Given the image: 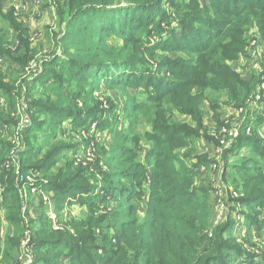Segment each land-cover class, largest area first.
Listing matches in <instances>:
<instances>
[{"label":"trees","instance_id":"obj_1","mask_svg":"<svg viewBox=\"0 0 264 264\" xmlns=\"http://www.w3.org/2000/svg\"><path fill=\"white\" fill-rule=\"evenodd\" d=\"M165 1L51 0L61 35L48 58H39L33 50L29 28L18 24L13 14L4 16L14 32L0 38V61L15 64L19 74L33 64L36 71H44L33 84L43 78L47 82L43 91L31 84L19 96L31 118L20 132V146L14 137L0 135V209L7 211L6 221L14 229L4 241L3 264H63V259L68 264H226L230 252L241 257L244 250L227 234L234 224L228 221L212 228L209 192L197 188L199 169L210 163L195 155L202 138L227 159L231 172L225 171L224 180L234 184L231 204L249 207L243 217L264 230L259 215H264V163L250 164L237 157L248 142L257 145L255 151L264 161V142L257 133L247 134L255 129L252 125L264 123V115L254 118L247 111L237 142L225 149L222 141L232 125L215 118L217 128L208 129L204 116L213 111L201 109L206 102L212 105L210 92L227 94L237 109L245 107L252 95L264 100L263 80L247 83L230 67L250 29L258 27L264 33V0H207L211 6L206 12L184 3V17L176 19L181 37L174 36L175 20L171 22L169 12L162 10ZM160 52L164 57L157 58ZM171 52L189 57L186 62L172 60L166 56ZM153 61L162 68L156 69ZM169 68L175 72L163 76ZM5 76L0 75V96L12 107L14 85L6 83ZM101 82L128 95L124 111L131 132L113 135L110 150L96 144L105 156L85 163L67 157L73 146L58 140V133L68 120L74 126L95 124L100 133L111 127L109 120L117 121L118 108L102 99ZM143 85L147 91L138 101L131 100L128 88ZM195 98L199 107L193 111L188 107ZM157 109L160 114H155ZM41 113L48 116L44 119ZM176 113L195 114L197 128L176 123ZM0 124L17 127L10 111L0 117ZM142 125L149 128L141 131ZM16 148L23 181L14 170L3 168ZM233 154L236 160L230 158ZM59 163L64 166L57 168ZM23 185L30 192L34 185L54 195L58 213L65 207H87V217L54 221L43 211L29 227ZM37 196L44 205V197ZM143 199L147 208L140 217L136 201Z\"/></svg>","mask_w":264,"mask_h":264},{"label":"rangeland","instance_id":"obj_2","mask_svg":"<svg viewBox=\"0 0 264 264\" xmlns=\"http://www.w3.org/2000/svg\"><path fill=\"white\" fill-rule=\"evenodd\" d=\"M184 3L192 4L202 12H206L211 6L209 5V2L207 0L165 1L162 10L165 12H169V20L171 22L172 19L175 20L173 22L174 26H172V28H175L173 32L176 31V34L174 33V36L176 35L177 37L182 36L179 28V23H177L176 19L184 17V15L182 14L185 8ZM0 12H2V14H0V38L2 36L9 37L13 34L14 31L8 28L9 26L13 25L12 22L6 21L4 17L13 14L18 24L22 23L24 27L29 28L30 38L33 45L32 48L33 50H36L37 53H39V58H42L44 56L48 58L49 55H51L56 50L55 42L61 35V31L55 8L53 7L51 0H0ZM164 24H166L168 30V23ZM152 35L154 40L158 42H160L159 40H161L163 42L164 39L161 38V36L154 34ZM166 37H168V35H166ZM244 41L246 42L244 47H239V50L241 51L239 58L232 61L230 63V67L241 77L243 81L247 83L258 82L259 80L264 81V33L258 27L251 28L247 33ZM166 56L168 58H171L172 60H176L177 58H179V60L184 62H186L187 57H189L185 54L180 55L178 52H171L166 54ZM160 57H164L163 53L161 52L157 53V58ZM151 63L155 65L156 69L162 68V66L159 67V63H156L154 61ZM0 64V75L5 74V82H10L14 85L12 107L6 104L8 103V99L6 97L2 98V96H0V100L3 101V105L0 106V117L7 111L11 112L13 122L17 127H15V130L11 129L12 131L10 133H12V137H15L16 131L24 128L23 125L20 126L23 120L21 121L20 115L17 116V111L21 110L22 113L25 114L28 110V105H24L19 96L24 95L31 84L33 86V89L43 91L46 88L45 83L47 82V79L43 78L42 82L33 84L32 80L40 75H43L44 72L36 71L33 64H30L28 66L27 71L23 73L24 75L18 73L19 69L15 64H10L5 59L1 60ZM171 70L173 69L169 68L168 71L167 69H164L163 76H169ZM27 81L29 82L26 86L25 82ZM49 84L52 83L50 82ZM99 88L102 91V99L105 101L110 100L117 106V112L119 114L117 121L112 122L109 120L108 123L111 124V127L109 129H105L103 133H100L95 127V124H92V126L85 125L87 127H84V125L74 126L72 125L71 120H68L64 123L63 127H61L58 133V140H62V142L73 146L70 149H67L65 153L67 157L85 163H91L105 156L106 153L101 150L102 148L96 146V144L105 145V147H107V150H110L113 144V135L121 131H123L124 133L131 132L127 125L129 118L124 111L126 105H128L129 103L128 95H126L124 91L119 90L115 87L108 89L107 85L103 82H101ZM255 90L256 93H259L264 89L262 88L261 90ZM146 91L147 89L144 85L136 89L128 88V93L131 96V100L135 99L138 101V96L143 95V92ZM208 96L212 99V105H209V102H206V104L204 105V109L202 107L201 109L208 112V110H210L209 108L211 107V110L213 112H211L210 114L205 113L204 125L208 127V129L213 131L215 128H217L215 118H220V120L222 121H228V123L232 125L231 133L226 138H224V142L222 141V143L224 144L223 148L225 149L232 148L233 144L237 142L241 133L240 127L246 117L245 115L247 111H250L251 117L254 118H257V116L260 115L262 116V114L264 115V100L260 95L256 96L254 99L252 95L249 101L245 104V107L239 109H237L235 103L229 102V96L225 93L210 92ZM182 104L184 105V99L182 101ZM253 106L254 109H252ZM197 107H199V103L197 101V98H195L188 108L195 111ZM212 108L215 109L213 110ZM23 109L25 110V112ZM41 114L44 119L48 116L47 113ZM155 114H160L158 113V109L155 111ZM175 122L181 125L189 126L191 128H197L198 123L197 116L195 114L184 115L182 113L175 114ZM252 126L255 129H251L247 132V134L253 135L254 133H257L259 138L262 139V142H264V123L260 125L254 124ZM148 128V126L142 125L140 130L145 131ZM10 133L6 132L0 124V135H6L7 137H9L8 134ZM49 133L50 132L48 131L44 135L47 136ZM215 134L217 137L222 136L220 135L221 132H217ZM38 135L40 136L41 134L38 133ZM28 136L29 133L25 132L24 140H27ZM30 136L33 137L34 134L30 133ZM40 144H42L41 140ZM198 144L199 151L195 155H199L200 157L205 158L210 162L208 165H204L199 169L196 177V182L199 191L209 192L208 195L211 210L210 217L212 223L211 227H219L222 223L231 221L234 225L229 229L227 234L232 238L231 241H233L234 244L241 246L244 250L241 257H239L234 252H230L229 260L226 264H264V230L259 231L257 229L258 226L252 225L247 219L243 217V213L250 212L249 207L245 205L231 204V201L229 199V192L233 191L234 184L231 180H227V183L224 180L225 171L227 172V174L231 172V170L226 168L227 159H224V156L220 154V152L217 150L218 147L215 144L213 145L207 142L204 138L199 139ZM255 149H258L257 145L245 142L241 150L238 151V156L233 154L232 156H230V158H234L237 156L239 158L250 161V164L252 161L263 164L264 161L262 160V156H260L255 151ZM23 154L24 151L20 154V158H24L25 155ZM39 158L40 156L37 157V160H39ZM233 160H236V158H234ZM62 166H64V163H59L57 165V168H60ZM29 180H31L32 182L35 181L34 178H30ZM22 190V197L26 203L24 209V218L28 222L29 227L32 226L31 222L33 221V219H35V217H39L43 213V211L52 220L63 218L65 220H81L87 217V207H65L62 212L58 213L56 211L57 203L56 199L53 197L54 195H50V193L48 192L42 193V191L33 193L32 191H28L27 188H22ZM37 194L44 197V205L42 203L43 198H39ZM111 200L114 201V197H111ZM8 202L10 203L11 199ZM136 204L138 207V215L140 217H143L147 208V199L136 201ZM231 207L233 209H231ZM260 209L261 208H259V210ZM6 214V210L4 211V214L0 211V224L2 220L1 218L6 219ZM259 215L261 219L264 218V215H262L261 212H259ZM262 221H264V219ZM4 226L5 227H3L2 232L7 229L6 233H8L9 226L7 224H4ZM0 247L2 248V251H0V264H3L4 245ZM62 261L63 264H68L69 262V260L64 259Z\"/></svg>","mask_w":264,"mask_h":264},{"label":"built area","instance_id":"obj_3","mask_svg":"<svg viewBox=\"0 0 264 264\" xmlns=\"http://www.w3.org/2000/svg\"><path fill=\"white\" fill-rule=\"evenodd\" d=\"M1 102H0V106H2L3 105V101L2 100H0ZM0 109H1V107H0ZM19 115H20V118H21V121L23 120V122H21V124H20V126H24V128H26V126H29L30 125V119L25 115V114H23L21 111H19ZM2 125V128L3 129H5V131L6 132H8V133H10L12 130L7 126V125H5V124H1ZM23 128V129H24ZM23 129H19L18 131H16V134H15V137H14V139H15V141H16V145H17V148L20 146V143H21V139H22V135L20 134V132L23 130ZM15 130V129H14ZM2 133V132H1ZM8 136L10 137V136H12V133H10V134H8ZM17 148L7 157V159H6V161H5V163L3 164V168H4V170H14V172H15V174L19 177V179L21 180V181H23L24 180V175L21 173V165H20V161H19V158H18V156H17ZM28 179H30V178H28ZM23 189H26L25 187H24V185H23V187H22ZM22 188H21V191L23 192V190H22ZM31 191L33 192V193H37L38 191H40L39 190V188L38 187H36V186H32L31 187ZM38 195V194H37ZM0 196H1V194H0ZM0 201H2V198L0 199ZM0 211L4 214V212L0 209ZM52 220V219H51ZM56 220V219H55ZM54 220V221H55Z\"/></svg>","mask_w":264,"mask_h":264},{"label":"crops","instance_id":"obj_4","mask_svg":"<svg viewBox=\"0 0 264 264\" xmlns=\"http://www.w3.org/2000/svg\"><path fill=\"white\" fill-rule=\"evenodd\" d=\"M2 220H1V227H0V246H3L4 245V241H5V238L8 236V235H12L13 233H14V229H13V227L12 226H10L8 223H7V221H6V219L4 218H1ZM4 224H7L9 227H8V233H6L7 232V229H5V231H3L2 232V230H3V227H5L4 226ZM0 251H2V248L0 247Z\"/></svg>","mask_w":264,"mask_h":264}]
</instances>
